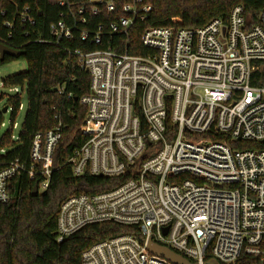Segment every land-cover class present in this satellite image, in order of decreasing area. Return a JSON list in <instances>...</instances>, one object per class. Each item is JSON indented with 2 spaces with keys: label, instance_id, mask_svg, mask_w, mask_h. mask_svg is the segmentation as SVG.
Masks as SVG:
<instances>
[{
  "label": "built area",
  "instance_id": "built-area-1",
  "mask_svg": "<svg viewBox=\"0 0 264 264\" xmlns=\"http://www.w3.org/2000/svg\"><path fill=\"white\" fill-rule=\"evenodd\" d=\"M59 5L64 10L49 26L50 37L38 42L72 39L88 14H119L108 26L115 34L152 11L144 0ZM18 15L36 25L29 5ZM260 21L248 26L244 6L236 5L227 20L147 28L141 37L146 56L111 48L78 51L91 84L81 98L86 139L69 160L74 174L129 171L131 177L111 190L64 200L57 241L105 221L136 226L144 238L123 233L104 239L83 252L82 264H173L148 251V238L196 264H264V86L252 83L264 60V9ZM103 31V25L82 30L81 38L100 44ZM61 139L60 126L38 132L29 163L0 160L1 203L12 200L20 175L37 182L39 194L49 187Z\"/></svg>",
  "mask_w": 264,
  "mask_h": 264
},
{
  "label": "trees",
  "instance_id": "trees-1",
  "mask_svg": "<svg viewBox=\"0 0 264 264\" xmlns=\"http://www.w3.org/2000/svg\"><path fill=\"white\" fill-rule=\"evenodd\" d=\"M60 0H0V41L11 48L22 50L20 58L27 61V70L3 79L5 88L20 87L21 92L6 97L4 107L12 108L11 127L0 138V160L20 158L29 163L33 139L38 132L58 126L62 139L56 147L51 167L53 173L49 187L38 195L33 194L35 181L26 175L16 177L11 201L0 202V264H82L83 252L104 239L123 234L137 233L136 226L112 221L92 223L63 242L57 241L58 216L64 200L73 195L95 194L111 190L131 177L128 171L116 177L94 176L90 173L77 176L70 163L85 141L82 133L87 107L81 98L90 92L91 75L80 63L78 51L91 52L114 49L118 53L146 56L142 34L149 27L203 26L216 18L227 20L236 5H243L248 26L259 24L264 0H144L152 11L144 20H137L127 32L110 33L109 23L118 19L117 13L87 15V22L78 21L72 39L60 44L38 42L50 37L49 26L60 19L64 8ZM29 5L36 16V25L23 23L18 11ZM12 22V28L5 26ZM103 25L102 42L82 40L81 31H94ZM16 58L0 56V66ZM252 83L264 86V60L254 72ZM28 100V110L17 139H13L15 118L22 105V96ZM5 94L0 92V102ZM4 112L0 110V127ZM142 122L144 119L142 118ZM172 128V125L171 127ZM6 149V153H1Z\"/></svg>",
  "mask_w": 264,
  "mask_h": 264
},
{
  "label": "rangeland",
  "instance_id": "rangeland-1",
  "mask_svg": "<svg viewBox=\"0 0 264 264\" xmlns=\"http://www.w3.org/2000/svg\"><path fill=\"white\" fill-rule=\"evenodd\" d=\"M27 61L24 58L15 59L9 63L3 64L0 66V92L5 94V99L0 102V110L4 109L6 104V97L8 95L16 94L17 91L11 88H5L2 86L3 79L18 74L21 72H25L27 70ZM28 110V100L25 94L22 96V107L16 115L15 121L17 123V127L13 129V135L18 136L20 134V130L22 128V124L24 123L25 116ZM13 111L12 108L8 109V111L4 112V121L3 125L0 127V138L2 134H4L10 127L11 121L13 119Z\"/></svg>",
  "mask_w": 264,
  "mask_h": 264
},
{
  "label": "water",
  "instance_id": "water-1",
  "mask_svg": "<svg viewBox=\"0 0 264 264\" xmlns=\"http://www.w3.org/2000/svg\"><path fill=\"white\" fill-rule=\"evenodd\" d=\"M23 54L22 50L14 49L6 45L5 43L0 41V56L1 58H4V56L9 55L16 59H19ZM8 110L7 107H4L3 112H6ZM33 194L38 195L39 189H38V183L36 182L33 187ZM168 227L164 229L165 233L167 232ZM146 247L149 252H151L154 255L161 256L163 258H166L173 264H196L191 262L188 258L183 256L182 254L178 253L177 251L173 250L169 246L160 244L153 240V238H148L146 242ZM207 264H217L216 261H208Z\"/></svg>",
  "mask_w": 264,
  "mask_h": 264
}]
</instances>
